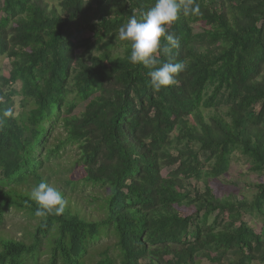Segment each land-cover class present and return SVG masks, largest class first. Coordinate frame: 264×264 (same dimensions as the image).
<instances>
[{"label":"trees","instance_id":"16d2710c","mask_svg":"<svg viewBox=\"0 0 264 264\" xmlns=\"http://www.w3.org/2000/svg\"><path fill=\"white\" fill-rule=\"evenodd\" d=\"M55 1L0 0V114L13 113L0 124V227L8 211L35 222L28 242L0 239V264H89L102 238L113 242L91 264H264V0H195L199 13L169 28L186 70L159 91L118 35L155 0ZM66 146L81 186L106 191L95 221L68 205L35 215L31 190ZM234 154L260 178L250 201L209 186ZM75 183L55 186L66 199Z\"/></svg>","mask_w":264,"mask_h":264},{"label":"rangeland","instance_id":"374dc122","mask_svg":"<svg viewBox=\"0 0 264 264\" xmlns=\"http://www.w3.org/2000/svg\"><path fill=\"white\" fill-rule=\"evenodd\" d=\"M49 7H55V0H47ZM1 5V3H0ZM199 26H194V31L197 32ZM87 33L81 35V38H86ZM119 52V49L113 51V53ZM8 71V63L6 59L0 60V75L6 76ZM18 86L16 87V89ZM72 98V96H70ZM18 98L15 99V104L17 105ZM81 108L78 106L73 114H78ZM61 132V128L56 129V133ZM76 149L74 146H66L63 152H60L59 157L52 162H48L44 165V174L49 176V181L51 184L59 185V181L64 178H69L75 181L74 191L70 192V188L67 189L66 205H68L72 211H76L85 220L95 221L98 216H100L98 206V201L106 196V191L100 188L83 187L80 182V168L77 166L71 167L76 160ZM248 165L246 160L238 154H234L231 158V162L228 171L218 180H208L209 186L212 188L214 195L219 198L225 199H246L251 200L253 195L252 185L259 183L260 178L250 173L248 170ZM71 169L70 172L66 173L65 170ZM174 168H165L161 171L163 177H167ZM51 171V174L49 173ZM176 176V174L174 175ZM193 185V184H192ZM201 188V184H198ZM195 186V185H193ZM179 212L183 216H187L192 213L191 210L186 208H180ZM243 221L247 223L253 230L259 232L260 225L257 219L244 216ZM34 221L29 219L27 216L21 212L8 211L5 215L4 223L0 227V239H14L28 242L27 235L32 231L34 226ZM113 240L112 238H102L99 243L94 244L85 256L84 261L89 264L97 261L99 259L98 254L111 246ZM44 257L39 259V262L43 260ZM202 264H206L203 262Z\"/></svg>","mask_w":264,"mask_h":264},{"label":"clouds","instance_id":"9594fccd","mask_svg":"<svg viewBox=\"0 0 264 264\" xmlns=\"http://www.w3.org/2000/svg\"><path fill=\"white\" fill-rule=\"evenodd\" d=\"M199 11L195 0H155L154 6L140 19L133 15L118 29L119 39L131 42L129 61L150 69L148 76L156 91L175 84L177 74L187 67L184 61L173 62L172 50L179 49L181 44L179 37L169 31L170 26L181 14H198ZM162 57L167 59L162 60ZM12 114L11 108L4 110L0 124ZM30 195L38 205L36 216L63 214L66 200L56 186L42 180L32 188Z\"/></svg>","mask_w":264,"mask_h":264}]
</instances>
